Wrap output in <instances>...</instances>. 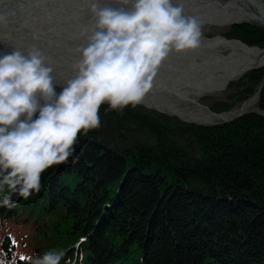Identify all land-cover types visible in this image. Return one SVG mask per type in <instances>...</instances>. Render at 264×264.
Returning <instances> with one entry per match:
<instances>
[{
    "label": "trees",
    "instance_id": "trees-1",
    "mask_svg": "<svg viewBox=\"0 0 264 264\" xmlns=\"http://www.w3.org/2000/svg\"><path fill=\"white\" fill-rule=\"evenodd\" d=\"M230 35L264 47L260 25L232 24ZM234 86L209 107L228 110L260 86L264 112V66ZM100 116L102 126L80 136L78 161L48 169L40 193L0 207L9 257V248L35 255L86 236L83 264H264V114L203 125L105 104Z\"/></svg>",
    "mask_w": 264,
    "mask_h": 264
},
{
    "label": "clouds",
    "instance_id": "clouds-1",
    "mask_svg": "<svg viewBox=\"0 0 264 264\" xmlns=\"http://www.w3.org/2000/svg\"><path fill=\"white\" fill-rule=\"evenodd\" d=\"M71 76L58 82L56 62L36 46L0 49V207L42 190L43 174L76 162L83 133L99 129L100 109L140 105L173 53L197 50L204 21L181 0H84ZM8 14L0 13V26ZM38 38V37H34ZM12 243L17 244L14 238ZM81 236L40 254L0 247V264H83Z\"/></svg>",
    "mask_w": 264,
    "mask_h": 264
},
{
    "label": "bare ground",
    "instance_id": "bare-ground-1",
    "mask_svg": "<svg viewBox=\"0 0 264 264\" xmlns=\"http://www.w3.org/2000/svg\"><path fill=\"white\" fill-rule=\"evenodd\" d=\"M181 2L189 14L200 17L204 24L223 27L234 22L254 21L240 12L234 0ZM0 13L8 14L7 25L0 26V49L35 44L56 62L58 82L71 76L79 28L89 21L84 0H14L0 5ZM261 65H264V49L223 38L220 33L210 38L203 36L199 49L169 56L153 87H166V92L155 94L151 91L141 105L198 124L229 120L254 106L257 96L222 112H213L200 102V98L220 93L230 80ZM168 89L176 90L178 94H170Z\"/></svg>",
    "mask_w": 264,
    "mask_h": 264
},
{
    "label": "rangeland",
    "instance_id": "rangeland-1",
    "mask_svg": "<svg viewBox=\"0 0 264 264\" xmlns=\"http://www.w3.org/2000/svg\"><path fill=\"white\" fill-rule=\"evenodd\" d=\"M241 22H247V23H253V24H257V25H260V24H258V23H256V22H252V21H241ZM241 22H234V23H231V24H228V25H225V26H223V27H219V26H216V25H209V24H204V26H203V36L204 37H206V38H210V37H212L214 34H216V33H220V35L223 37V38H226V39H236V40H239V41H241V42H243L240 38H238V37H236V36H233V35H230V36H225V33H227V32H229L230 31V27H231V25L232 24H236V23H241ZM260 26H262V27H264L263 25H260ZM209 30V31H208ZM245 44H247V43H245ZM248 46H258L257 44H247ZM258 47H260V48H262V49H264V47H261V46H258ZM222 52H226L225 50H223ZM262 66H264V65H261V66H258V67H262ZM258 67H255V68H258ZM250 69H254V68H250ZM250 69H248V70H250ZM247 71V70H246ZM244 73V72H243ZM242 73V74H243ZM241 74V75H242ZM240 75V76H241ZM239 76V77H240ZM239 77L238 78H236V79H232V80H230L229 82H228V84H227V86L225 87V89L224 90H222L220 93H217V94H206V95H203L201 98H200V102L202 103V104H204L205 106H207L208 108H210L209 106L211 105V103L212 102H214V101H223V100H228V98H229V94L230 93H234L235 92V90H236V88H235V86H234V83L239 79ZM166 88V87H165ZM165 88H156V89H152V92H154L155 94H158V92L159 91H161V92H163V93H165L166 92V89ZM259 88H260V86H258V88L256 89V90H254V93L251 95V96H254V95H256L257 97H258V92H259ZM169 91H171V92H169L170 94H178V92H175L174 90H172V89H168ZM257 93V94H256ZM251 96H249L248 98H244L243 100H241V101H235L234 103V105L233 106H231L229 109H231V108H233V107H236V106H240V104L243 102V101H245L246 99H249ZM256 101H257V98H256ZM140 106H143V105H141L140 104ZM144 107V106H143ZM146 108V107H145ZM147 109H149V108H147ZM228 109V110H229ZM150 110H154V109H150ZM210 110H212L211 108H210ZM154 111H157V110H154ZM213 111V110H212ZM223 111H226V110H223ZM249 111H255V112H259V113H262V114H264V112L262 111V110H260L259 108H258V106L256 105V103H255V105L254 106H251L248 110H246V111H243V112H239V113H237L235 116L237 117V115L239 116V115H241V114H243V113H246V112H249ZM157 112H159V111H157ZM213 112H218V111H213ZM219 112H222V111H219ZM160 113H163V114H165L164 112H160ZM166 115H169V114H166ZM169 116H175V115H169ZM235 116H233V118H235ZM175 117H177V116H175ZM179 120H181V121H184V120H182V119H180L179 117H177ZM233 118H231V119H233ZM231 119H229V120H231ZM229 120H225V121H229ZM225 121H223V120H218V121H214L212 124H215V123H219V122H225ZM184 122H188V121H184ZM189 123H194V122H189ZM195 124H198V123H195ZM204 125V124H203ZM22 238H25V236L23 235L22 236Z\"/></svg>",
    "mask_w": 264,
    "mask_h": 264
},
{
    "label": "water",
    "instance_id": "water-1",
    "mask_svg": "<svg viewBox=\"0 0 264 264\" xmlns=\"http://www.w3.org/2000/svg\"><path fill=\"white\" fill-rule=\"evenodd\" d=\"M11 1H14V0H0V5L7 4ZM238 2L234 0L236 7L240 10V12L245 17L250 18L254 21H257L258 24L260 25L262 24L264 26V0H244V1L238 0ZM246 2H248V5H244ZM252 68H255V67H252Z\"/></svg>",
    "mask_w": 264,
    "mask_h": 264
}]
</instances>
